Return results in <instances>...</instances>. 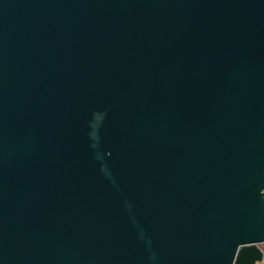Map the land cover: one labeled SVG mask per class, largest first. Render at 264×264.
Segmentation results:
<instances>
[{
	"label": "water",
	"instance_id": "1",
	"mask_svg": "<svg viewBox=\"0 0 264 264\" xmlns=\"http://www.w3.org/2000/svg\"><path fill=\"white\" fill-rule=\"evenodd\" d=\"M261 245L264 0H0V264Z\"/></svg>",
	"mask_w": 264,
	"mask_h": 264
},
{
	"label": "rangeland",
	"instance_id": "2",
	"mask_svg": "<svg viewBox=\"0 0 264 264\" xmlns=\"http://www.w3.org/2000/svg\"><path fill=\"white\" fill-rule=\"evenodd\" d=\"M260 248L264 251V245H261ZM259 264H264V262L259 263Z\"/></svg>",
	"mask_w": 264,
	"mask_h": 264
}]
</instances>
